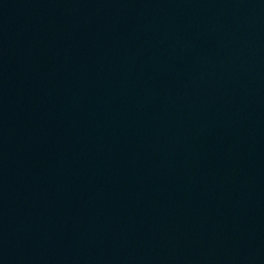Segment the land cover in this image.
Returning <instances> with one entry per match:
<instances>
[{"label": "water", "instance_id": "95a60500", "mask_svg": "<svg viewBox=\"0 0 264 264\" xmlns=\"http://www.w3.org/2000/svg\"><path fill=\"white\" fill-rule=\"evenodd\" d=\"M0 264H264V0H0Z\"/></svg>", "mask_w": 264, "mask_h": 264}]
</instances>
